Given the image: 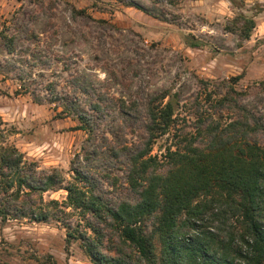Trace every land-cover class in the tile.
Listing matches in <instances>:
<instances>
[{
	"label": "rangeland",
	"instance_id": "rangeland-1",
	"mask_svg": "<svg viewBox=\"0 0 264 264\" xmlns=\"http://www.w3.org/2000/svg\"><path fill=\"white\" fill-rule=\"evenodd\" d=\"M245 18L255 21L248 36ZM2 33L15 37L13 52ZM230 86L264 122V0H0V133L39 169L66 180L73 167L98 173L108 205L136 199L114 153L145 138L151 97L164 94L189 125ZM174 133L158 135L151 155L163 160ZM0 264L93 263L60 223L9 219L0 220Z\"/></svg>",
	"mask_w": 264,
	"mask_h": 264
},
{
	"label": "trees",
	"instance_id": "trees-1",
	"mask_svg": "<svg viewBox=\"0 0 264 264\" xmlns=\"http://www.w3.org/2000/svg\"><path fill=\"white\" fill-rule=\"evenodd\" d=\"M245 24L248 36L255 21ZM3 34L13 52L15 37ZM186 38L191 47L202 44ZM239 95L230 86L213 112L189 125L178 121L170 101L163 103L164 94L151 97L145 138L137 149L122 145L114 153L136 194L117 205L97 192L98 173L73 167L66 180L58 168L39 169L0 133V220L56 221L93 264H264V122ZM80 120V128L90 127L85 115ZM172 130L174 147L164 159L151 155L154 139ZM58 190L66 192L63 200L45 198Z\"/></svg>",
	"mask_w": 264,
	"mask_h": 264
}]
</instances>
